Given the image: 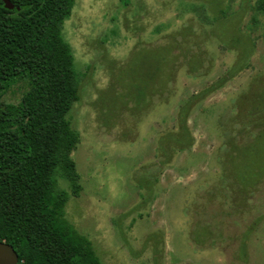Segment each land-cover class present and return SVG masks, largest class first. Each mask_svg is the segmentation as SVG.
Segmentation results:
<instances>
[{
    "label": "rangeland",
    "instance_id": "1",
    "mask_svg": "<svg viewBox=\"0 0 264 264\" xmlns=\"http://www.w3.org/2000/svg\"><path fill=\"white\" fill-rule=\"evenodd\" d=\"M256 4L76 0L63 37L80 81L68 118L83 190L67 218L103 264H264Z\"/></svg>",
    "mask_w": 264,
    "mask_h": 264
},
{
    "label": "trees",
    "instance_id": "2",
    "mask_svg": "<svg viewBox=\"0 0 264 264\" xmlns=\"http://www.w3.org/2000/svg\"><path fill=\"white\" fill-rule=\"evenodd\" d=\"M11 1L19 10L0 0V241L19 264H103L67 218L83 190L73 158L81 135L68 118L80 81L63 37L76 0ZM256 9L264 14V0Z\"/></svg>",
    "mask_w": 264,
    "mask_h": 264
},
{
    "label": "water",
    "instance_id": "3",
    "mask_svg": "<svg viewBox=\"0 0 264 264\" xmlns=\"http://www.w3.org/2000/svg\"><path fill=\"white\" fill-rule=\"evenodd\" d=\"M7 9L19 10L11 0H2ZM0 264H19V254L12 245L0 241Z\"/></svg>",
    "mask_w": 264,
    "mask_h": 264
},
{
    "label": "flooded vegetation",
    "instance_id": "4",
    "mask_svg": "<svg viewBox=\"0 0 264 264\" xmlns=\"http://www.w3.org/2000/svg\"><path fill=\"white\" fill-rule=\"evenodd\" d=\"M20 259V258H19Z\"/></svg>",
    "mask_w": 264,
    "mask_h": 264
}]
</instances>
